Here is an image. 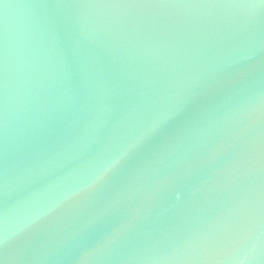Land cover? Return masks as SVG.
Returning <instances> with one entry per match:
<instances>
[{"label":"water","instance_id":"obj_1","mask_svg":"<svg viewBox=\"0 0 264 264\" xmlns=\"http://www.w3.org/2000/svg\"><path fill=\"white\" fill-rule=\"evenodd\" d=\"M0 264H264V0H0Z\"/></svg>","mask_w":264,"mask_h":264}]
</instances>
